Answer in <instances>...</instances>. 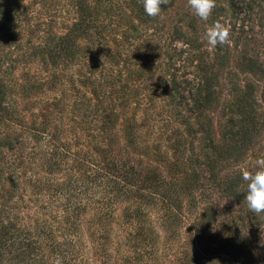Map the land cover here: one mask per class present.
Returning <instances> with one entry per match:
<instances>
[{
  "label": "rangeland",
  "instance_id": "1",
  "mask_svg": "<svg viewBox=\"0 0 264 264\" xmlns=\"http://www.w3.org/2000/svg\"><path fill=\"white\" fill-rule=\"evenodd\" d=\"M82 1L84 7L80 8L78 0H0V7L9 2L12 6L6 17L0 18L4 28V33L0 31V83L5 88L0 112L12 119L14 128L48 120L49 128H56L57 141L71 151L84 152L91 150L95 141L110 140L108 129L92 114L96 106H106L115 114L112 129L117 135L123 130V143L132 139L129 147L124 148L126 154L137 157L150 169L158 167L165 174L163 162L172 159V146L177 138L184 142L183 157L200 155L203 150L198 131L193 138L178 137L175 131L180 133L182 126L177 119L173 121L174 111V116L167 111L174 110L166 105L170 97L167 91L171 80L177 82L184 97L196 85L201 78L197 66L210 60L214 51L207 43V29L220 22L232 29L231 42L219 45L225 49L227 60L218 69L214 102L196 119L204 123L209 117L211 134L218 139L233 114L231 103L236 94L239 90L249 91L255 100L254 121L258 133L234 168L257 170V160L264 158V81L239 69L236 61L240 51L257 53L264 58L263 20L257 26L252 14L254 17L243 21L246 32H237L233 26L239 21L236 8L240 0H216L207 21L194 14L187 0H169L161 6L157 17L145 13L143 0ZM253 10L256 16L264 17V0H259ZM61 40L68 43L65 60L50 59L34 50L45 47L54 51ZM87 74L99 85H94L93 92L85 81ZM100 88L112 92L111 95L107 92L102 95ZM183 101L184 98L177 108L187 113ZM191 125L196 129L195 123ZM12 126L6 121L0 123V138L5 142L12 136ZM27 145L28 142L26 146L21 145L22 154L4 148L5 155L0 160L2 175L11 174L16 188L11 189L4 180L1 194L9 190L11 195L5 194L0 204L11 206L16 201L22 207L15 213L16 217L9 215V220L16 225L28 222L32 226L35 219L39 220L37 217L48 221L47 215L40 214L43 200H50V190L45 188L74 173V168L66 165L65 168H70L68 173H47L48 152L40 146L30 153ZM210 197L218 207L225 206L223 199L215 198L213 193ZM60 202H64L62 198ZM247 208L242 207L237 213L244 217ZM248 230L259 231L262 240L264 215L258 216L256 225L249 226ZM249 237L252 243L253 237ZM187 245L185 251L189 253L191 246ZM251 246H260V243L256 241ZM213 248L220 253L214 263L228 264L225 246H213V243L202 246V249ZM261 251L264 253V247ZM250 252L249 264H260L259 251L251 248Z\"/></svg>",
  "mask_w": 264,
  "mask_h": 264
},
{
  "label": "trees",
  "instance_id": "2",
  "mask_svg": "<svg viewBox=\"0 0 264 264\" xmlns=\"http://www.w3.org/2000/svg\"><path fill=\"white\" fill-rule=\"evenodd\" d=\"M78 1L79 7H84V2ZM258 2L240 0L236 8L239 21L233 26L240 34L246 32L243 21L251 19L250 16L256 17L257 26L264 21V17L256 16L253 10ZM9 4L0 7L2 20L12 9ZM0 31H4L1 23ZM67 46L68 43L61 40L54 51L45 47L34 50L50 59L65 60ZM256 54L240 51L236 64L264 81V58ZM226 60L225 49L217 45L210 60L197 66L201 78L191 88L193 91L187 90L185 97L177 82L171 80L166 105L174 110L167 111L170 110L171 115L174 111L173 121L177 119L182 126L180 133L175 132L178 137L193 138L198 131L203 150L200 155L183 157L184 142L177 138L172 146V159L163 162L165 174L158 167L150 169L137 157L126 154L124 148L129 147L132 139L123 143V130L117 135L112 129L115 114L106 106H96L92 114L108 129L111 141H95L91 150L84 152L71 151L66 144L57 141L56 128H49L48 120L32 122L29 126L19 124L17 129L12 126V119L0 112V123L6 121L13 127L8 141L0 138V160L4 158V148L22 154L21 145L26 146L28 142L30 153L40 146L48 152L47 173H68L70 168H65L66 165L74 168V173L45 188L50 190V200H43L40 214L47 215L48 221L37 217L39 220L35 219L32 226L28 222L16 225L9 219L16 217L15 213L22 206L16 205V201L11 206L0 204V264H55L57 259L60 264H218L214 263L220 258L217 248L202 249L210 243L225 246L228 264H249L251 248L259 251L260 264H264L261 251L264 237L260 240L259 231L248 230L264 213L254 214L248 208L244 217L237 213L242 207H248L244 199L247 181L242 179L243 171L234 168L258 133L254 97L249 91H238L231 103L233 114L218 139L211 134L209 117L204 123L197 120L214 102L218 69ZM85 81L91 92L95 90L94 85L99 87L91 74L85 76ZM4 90L0 83V106ZM100 91L102 95L112 93ZM183 98L187 100L183 101L187 113L177 108ZM194 123L196 129L191 125ZM4 180L11 189L16 188L12 175L3 176L0 168V194L4 191ZM212 193L215 198L223 199L225 206L218 207L210 197ZM5 194L11 195L9 190H5ZM5 194H1V200ZM61 198L64 202H60ZM249 235L253 237L252 243L247 238ZM256 241L260 246H251ZM188 243L189 253L185 251Z\"/></svg>",
  "mask_w": 264,
  "mask_h": 264
},
{
  "label": "clouds",
  "instance_id": "3",
  "mask_svg": "<svg viewBox=\"0 0 264 264\" xmlns=\"http://www.w3.org/2000/svg\"><path fill=\"white\" fill-rule=\"evenodd\" d=\"M169 0H143L145 13L150 17L160 15L162 5H166ZM188 5L194 14L203 21H207L216 7V0H187ZM231 35L230 26L215 22L208 27L206 32L207 43L211 48L217 45L229 44ZM257 170L251 172L244 170L242 179L247 181V194L244 199L250 212L254 214L264 213V158L257 160ZM55 264H60L59 259Z\"/></svg>",
  "mask_w": 264,
  "mask_h": 264
}]
</instances>
